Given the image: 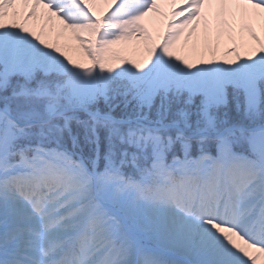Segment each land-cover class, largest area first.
Segmentation results:
<instances>
[{"label": "snow or ice", "instance_id": "snow-or-ice-1", "mask_svg": "<svg viewBox=\"0 0 264 264\" xmlns=\"http://www.w3.org/2000/svg\"><path fill=\"white\" fill-rule=\"evenodd\" d=\"M0 264H264V0H0Z\"/></svg>", "mask_w": 264, "mask_h": 264}, {"label": "rangeland", "instance_id": "rangeland-1", "mask_svg": "<svg viewBox=\"0 0 264 264\" xmlns=\"http://www.w3.org/2000/svg\"><path fill=\"white\" fill-rule=\"evenodd\" d=\"M149 28L151 31L152 30L151 25H149ZM129 42L130 41H121L119 44L112 46L109 55L113 57V59L111 60L113 64L117 63L118 60L121 59L141 61L145 58L146 56V53L144 52L145 45H140L136 43V44H130L129 46ZM229 44L230 42L228 41L227 37L221 41L220 52L217 53L215 57L216 62H221L224 59V57L220 53H222L223 50L229 46ZM191 45L192 42L189 43L187 46H185L184 38L182 37L181 41L178 42V44L173 49V54L180 55L185 59H187L189 62L195 63L197 66H201L199 64V60L201 58L200 53L192 51ZM68 54L71 55L75 60H82L85 63H90V61L87 60V57L83 53L76 51H69ZM203 58L212 59V57L209 54H205ZM228 59H231V57H228ZM128 171L130 172L131 169H128ZM148 243L152 244L153 246L155 245L154 241H148Z\"/></svg>", "mask_w": 264, "mask_h": 264}, {"label": "bare ground", "instance_id": "bare-ground-1", "mask_svg": "<svg viewBox=\"0 0 264 264\" xmlns=\"http://www.w3.org/2000/svg\"><path fill=\"white\" fill-rule=\"evenodd\" d=\"M101 10H103V9L101 8ZM52 39H55V35L52 36ZM61 43H67L70 46V48L77 47L76 44H75V41L74 40H71V39L62 40ZM136 43L137 44H140V45H145V42L143 40H136V39H134V40H131L129 42V46H130V44H136ZM142 43H144V44H142ZM189 43H191V41ZM76 52H79V51H76ZM80 53H82V52H80Z\"/></svg>", "mask_w": 264, "mask_h": 264}]
</instances>
